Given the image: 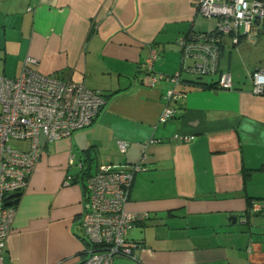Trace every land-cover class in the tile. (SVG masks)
Here are the masks:
<instances>
[{"label":"crops","instance_id":"1","mask_svg":"<svg viewBox=\"0 0 264 264\" xmlns=\"http://www.w3.org/2000/svg\"><path fill=\"white\" fill-rule=\"evenodd\" d=\"M201 18L193 0H0V75L18 77L31 56L41 72L106 99L92 125L44 146L15 206L3 264H72L87 246L85 179L99 165L138 162L144 146L127 208L148 216L128 231L137 260L126 264H264V94L252 92L249 77L264 54L248 52L264 46V27L256 45L234 48L238 60L225 40L219 68L231 74L230 89L207 87L215 75L183 72L185 96L166 122L170 84L145 78L152 51L157 77L198 61H182L178 40L210 31Z\"/></svg>","mask_w":264,"mask_h":264},{"label":"built area","instance_id":"2","mask_svg":"<svg viewBox=\"0 0 264 264\" xmlns=\"http://www.w3.org/2000/svg\"><path fill=\"white\" fill-rule=\"evenodd\" d=\"M193 3L198 15L216 18L217 28L211 33L190 32L178 40L182 61L188 57L198 60L191 68L182 66L171 75L157 77L152 72L157 54L152 51L146 80L151 85L157 79L170 84L162 96L160 122L174 116V103L185 96L178 89L183 72L194 76L216 73L222 38L229 35L237 43L239 37H249L264 20V0H193ZM35 65L36 59L27 56L18 77L0 75V264L16 213L15 206L5 204L9 196L27 187L29 175L47 143L92 125L105 105L101 92L43 73ZM249 77L252 92L264 94V68L250 72ZM219 84L222 89H230L231 74L223 72ZM10 141L27 144L17 148ZM145 147L138 162L126 166L99 165L85 179V201L79 223L89 247L72 264H112L115 256L133 255V245L126 241L128 230L148 215L130 211L127 203L136 173L145 170ZM118 148L124 152L125 143L118 142ZM253 210L259 207L254 205Z\"/></svg>","mask_w":264,"mask_h":264},{"label":"trees","instance_id":"3","mask_svg":"<svg viewBox=\"0 0 264 264\" xmlns=\"http://www.w3.org/2000/svg\"><path fill=\"white\" fill-rule=\"evenodd\" d=\"M261 27H264V20L261 22V24L260 25H257V27H255L254 28V30H253V32H252V34L249 36V37H245V36H241V37H239V39H238V42L237 43H233L232 42V38H230V36L229 35H225L223 38H222V41L220 42V46H219V56H220V54H221V52H222V49H223V47H224V42H225V40H228V42H229V44H230V46L231 47H233V48H236L238 45H240L241 43H242V41H244V40H247L248 41V43L250 42V43H252V44H255L256 43V41H257V38H258V36H259V33H260V30H261ZM216 28H217V24L213 27V29H211L210 31H207V32H202V33H211V32H214V31H216ZM191 32V31H190ZM200 33V32H199ZM181 56H182V54H181ZM259 68H261V67H259ZM258 68V69H259ZM262 68H264V66L262 67ZM257 70V69H256ZM254 71V70H253ZM253 71H251V72H253ZM223 72H229V71H222V70H220V68H219V65H218V68H217V71H216V73H213V74H207V75H195V78H198V79H200V78H203L204 76H209V75H215L216 76V85L214 84L213 86H212V84H210L209 86H207V87H217V86H219L220 84H219V80H220V76H221V74L223 73ZM251 80V79H250ZM197 81V80H196ZM181 82H182V79H181ZM220 87V86H219ZM221 88V87H220ZM102 94V93H101ZM103 95V94H102ZM105 99V98H104ZM106 100V99H105ZM94 122V121H93ZM93 124V123H92ZM97 170V169H96ZM95 170V171H96ZM93 173H95V172H92V174ZM91 173L88 175V177L89 176H91L92 175ZM253 204V203H252ZM251 204V205H252ZM142 221V220H141ZM141 221H138V222H141ZM138 222H136V223H138ZM135 223V224H136ZM134 224V225H135ZM133 225V226H134ZM132 226V227H133ZM130 230V229H129ZM128 230V231H129ZM128 234V233H127ZM126 241L129 243V244H131V245H133V242H130L129 240H128V237H126ZM87 248L89 247V243L87 242V246H86ZM91 247V246H90ZM134 247V246H133ZM132 247V254L133 255H131V256H129V257H125V258H129V259H131V260H137L136 259V257H135V253H134V248ZM120 257H122V256H120ZM124 257V256H123Z\"/></svg>","mask_w":264,"mask_h":264},{"label":"rangeland","instance_id":"4","mask_svg":"<svg viewBox=\"0 0 264 264\" xmlns=\"http://www.w3.org/2000/svg\"><path fill=\"white\" fill-rule=\"evenodd\" d=\"M202 17V16H201ZM201 21H202V25H203V27H204V29H210V28H212L213 29V27L217 24V20H216V18H214V17H210V18H208V17H202L201 18ZM245 42H248L247 40H244V42H242L243 43V45L242 46H247L248 44H251V45H254V44H252V43H245ZM247 44V45H246ZM255 45H256V43H255ZM257 47L258 48H254V47H248L249 49H248V52L249 51H252V53L255 51V50H257V53L259 52L260 54H264L263 52H261V50H263L264 49V46H263V42H261V43H258V45H257ZM232 50V54H233V57H234V60H238V57H239V53H240V51H236L234 48L233 49H231ZM228 51V50H227ZM188 59H191V60H189L188 61V63H190L191 61H192V57H188ZM237 64V63H236ZM262 68V67H261ZM10 143H11V145H13V146H15V147H17V148H24V147H26V144H27V142H22V143H18V142H16V141H10ZM124 261H128V262H131V259H129V258H125V257H120V256H115V258H114V260H113V262H112V264H123V263H125L126 264V262H124Z\"/></svg>","mask_w":264,"mask_h":264},{"label":"water","instance_id":"5","mask_svg":"<svg viewBox=\"0 0 264 264\" xmlns=\"http://www.w3.org/2000/svg\"><path fill=\"white\" fill-rule=\"evenodd\" d=\"M21 195H22V192L21 191L20 192H15V193L11 194L9 196V199L10 200L7 201L5 204L6 205L16 206L18 204V202H19V198H20ZM231 219L234 221V220H236V217L235 216H231Z\"/></svg>","mask_w":264,"mask_h":264}]
</instances>
